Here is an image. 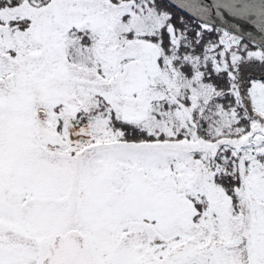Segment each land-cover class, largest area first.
Returning a JSON list of instances; mask_svg holds the SVG:
<instances>
[{
  "label": "snow or ice",
  "instance_id": "obj_1",
  "mask_svg": "<svg viewBox=\"0 0 264 264\" xmlns=\"http://www.w3.org/2000/svg\"><path fill=\"white\" fill-rule=\"evenodd\" d=\"M0 264H264V0H0Z\"/></svg>",
  "mask_w": 264,
  "mask_h": 264
},
{
  "label": "trees",
  "instance_id": "obj_2",
  "mask_svg": "<svg viewBox=\"0 0 264 264\" xmlns=\"http://www.w3.org/2000/svg\"><path fill=\"white\" fill-rule=\"evenodd\" d=\"M212 38H215V37H212ZM246 42L250 43V45H254V46H255V44L252 43V42H250V41H246ZM257 74H258V73H257Z\"/></svg>",
  "mask_w": 264,
  "mask_h": 264
},
{
  "label": "water",
  "instance_id": "obj_3",
  "mask_svg": "<svg viewBox=\"0 0 264 264\" xmlns=\"http://www.w3.org/2000/svg\"><path fill=\"white\" fill-rule=\"evenodd\" d=\"M255 35V33H253ZM256 40L258 41L259 40V36H256Z\"/></svg>",
  "mask_w": 264,
  "mask_h": 264
},
{
  "label": "rangeland",
  "instance_id": "obj_4",
  "mask_svg": "<svg viewBox=\"0 0 264 264\" xmlns=\"http://www.w3.org/2000/svg\"><path fill=\"white\" fill-rule=\"evenodd\" d=\"M253 49L255 48V46L254 45H250ZM254 74H257V73H254Z\"/></svg>",
  "mask_w": 264,
  "mask_h": 264
}]
</instances>
